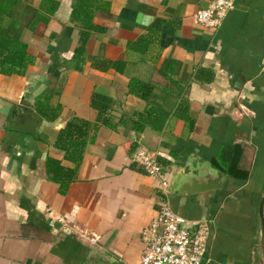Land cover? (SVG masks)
Here are the masks:
<instances>
[{
    "label": "crops",
    "instance_id": "0c3cea01",
    "mask_svg": "<svg viewBox=\"0 0 264 264\" xmlns=\"http://www.w3.org/2000/svg\"><path fill=\"white\" fill-rule=\"evenodd\" d=\"M41 1L26 0L34 8ZM71 1L57 0L33 31L2 20L32 62L22 74L0 73V264H94L101 257L138 264L140 229L162 203L190 229L207 223L202 264H264V0H234L215 30L192 19L209 0H105L108 14L93 16L105 30L90 34L81 69L61 70L78 41ZM156 20L144 52L126 48ZM97 55L124 60L123 73L93 68L89 58ZM128 77L151 82L164 98L169 114L161 130L133 131L132 114L144 102L127 93ZM52 86L57 118L39 117L34 134L11 129L16 111L36 113L34 96ZM92 91L111 99L106 112L115 127L99 125L72 163L53 138L72 115L94 119ZM180 97L190 127L174 112ZM137 143L155 154L159 176L130 161ZM46 156L75 171L64 194L46 178Z\"/></svg>",
    "mask_w": 264,
    "mask_h": 264
},
{
    "label": "trees",
    "instance_id": "16d2710c",
    "mask_svg": "<svg viewBox=\"0 0 264 264\" xmlns=\"http://www.w3.org/2000/svg\"><path fill=\"white\" fill-rule=\"evenodd\" d=\"M58 5L57 0H42L36 8L32 7L26 0H0V73L2 74H22L25 67L32 62V55L27 50L24 41L14 36L9 28L3 25L2 20L10 18L17 21L22 28L33 31L38 22H46ZM108 2L105 0H72L70 4L69 20L78 27V41L72 49L69 59L62 60L61 70H80L85 57V44L92 32L102 33L105 28L93 22L96 12L108 14ZM146 28L147 36L138 38L135 41L127 42L126 48L144 52L149 44V32L153 33V26ZM90 65L98 70L104 71L113 69L116 73L122 74L126 62L121 59H107L103 56H92ZM154 85L149 81H143L136 77H128L126 82L127 93L142 100L144 107L141 111L132 114L131 126L135 133L141 132L149 127L159 131L164 125L169 112L162 108L163 97L154 91ZM58 89L54 86L44 88L34 96L32 109L38 116L47 121H54L60 113L61 105L51 103L50 99L57 94ZM169 93V92H167ZM178 95V94H177ZM177 97V96H176ZM111 99L109 96L92 91L89 96V106L94 110L93 120H86L75 115L70 116L64 125L57 130L53 138L52 145L63 152V159L77 163L86 143L91 142L99 125L114 128L115 124L106 112ZM174 112L191 126V120L187 116V105L185 98L180 97ZM44 171L46 178L57 184V192L64 194L68 184L74 180L75 171L65 167L59 159L46 156L44 159ZM237 174L239 172H236ZM241 176L245 174L239 173Z\"/></svg>",
    "mask_w": 264,
    "mask_h": 264
},
{
    "label": "built area",
    "instance_id": "2783aa9c",
    "mask_svg": "<svg viewBox=\"0 0 264 264\" xmlns=\"http://www.w3.org/2000/svg\"><path fill=\"white\" fill-rule=\"evenodd\" d=\"M233 4L234 0H209L205 7L193 12V22L208 30H215ZM129 159L150 176L161 174L155 154L139 143L135 144ZM208 235L209 228L205 221L197 222L190 229L184 218L162 203L156 216L140 229L142 249L138 264H202ZM88 239L95 242L94 236Z\"/></svg>",
    "mask_w": 264,
    "mask_h": 264
},
{
    "label": "water",
    "instance_id": "95a60500",
    "mask_svg": "<svg viewBox=\"0 0 264 264\" xmlns=\"http://www.w3.org/2000/svg\"><path fill=\"white\" fill-rule=\"evenodd\" d=\"M39 121V116L36 113H21L20 111H16V116L13 118V124L10 126L11 129L18 130V131H24L29 133H35L36 132V125ZM217 178L220 179L221 173L216 172ZM263 199H264V190L262 191V197L259 201L258 205V218H259V227H260V237L261 242H264V217H263V211H262V205H263ZM94 264H113L111 261H107L100 258V260H97Z\"/></svg>",
    "mask_w": 264,
    "mask_h": 264
}]
</instances>
